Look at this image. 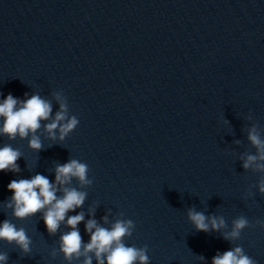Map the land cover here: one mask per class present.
<instances>
[{"label":"clouds","instance_id":"obj_1","mask_svg":"<svg viewBox=\"0 0 264 264\" xmlns=\"http://www.w3.org/2000/svg\"><path fill=\"white\" fill-rule=\"evenodd\" d=\"M53 95L59 102L60 108L52 121L44 125V130L49 139L63 142L76 129L79 120L75 115L69 114L67 99L61 93L57 92ZM25 97L26 99L20 100L9 93L0 102V118H3L0 134L7 135L9 139H15L19 135L23 139L31 133L29 147L38 152L43 148V144L36 133L41 128V121L49 120L52 115V104L39 94L28 97L25 93ZM225 123L228 122L225 120ZM247 139L255 152L242 153L239 156L242 161L241 166L245 171L251 170L260 174L254 187L264 195V131L258 124H253L248 129ZM236 143L239 144L240 141ZM21 156V151L10 145L0 147V172L18 173L20 167L17 161ZM88 172L87 163L71 158L66 163L56 165L55 182H50L42 174H36L30 179L12 180L7 185L12 195L5 207L12 209V215L17 219H25L42 212L43 222L49 235H55L61 223L66 220V226L71 230L60 236L59 247L64 259L69 262L83 257L82 264H92L94 255L97 264H137V262L150 264L147 245L128 246L125 242L126 238L132 237L136 227L131 219H116L110 227L101 226L95 219H89L85 224L89 241L83 243L77 225L84 221V213L79 212L72 216H67V213L80 208L87 193L67 185L71 184L73 178H76L82 187L91 185L93 180L88 178ZM58 191L62 192L61 196H57ZM120 216L123 217L124 214L120 213ZM187 217L198 232H220L227 228L223 216H207L194 207L188 209ZM103 220L107 224L108 216H104ZM256 225L264 228V221L257 220L254 225L241 215L232 220L231 230L224 231L223 238L227 241L239 240L245 228ZM0 241L14 245L25 255L32 251V239L27 235L26 230L23 227L17 228L16 224L8 219L0 223ZM199 259L203 260L204 257L200 256ZM7 260L8 253L0 252V264H7ZM211 264H257V262L245 253L242 246H235L223 253L218 252L212 258Z\"/></svg>","mask_w":264,"mask_h":264}]
</instances>
